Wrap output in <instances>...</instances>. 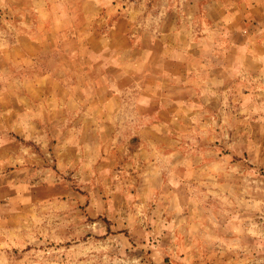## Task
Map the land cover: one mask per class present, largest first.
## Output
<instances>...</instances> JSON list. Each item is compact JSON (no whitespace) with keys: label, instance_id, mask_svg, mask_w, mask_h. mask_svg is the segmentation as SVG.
Here are the masks:
<instances>
[{"label":"rangeland","instance_id":"obj_1","mask_svg":"<svg viewBox=\"0 0 264 264\" xmlns=\"http://www.w3.org/2000/svg\"><path fill=\"white\" fill-rule=\"evenodd\" d=\"M0 264H264V0H0Z\"/></svg>","mask_w":264,"mask_h":264}]
</instances>
